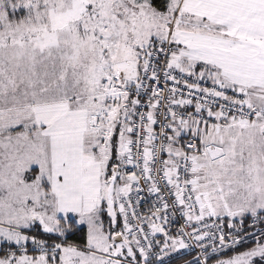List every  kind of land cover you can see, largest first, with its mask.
<instances>
[{
	"label": "snow or ice",
	"instance_id": "6c2138e0",
	"mask_svg": "<svg viewBox=\"0 0 264 264\" xmlns=\"http://www.w3.org/2000/svg\"><path fill=\"white\" fill-rule=\"evenodd\" d=\"M0 264H264V0H0Z\"/></svg>",
	"mask_w": 264,
	"mask_h": 264
}]
</instances>
